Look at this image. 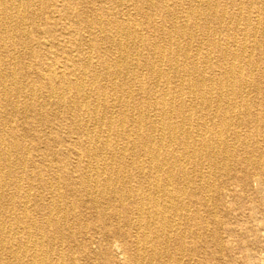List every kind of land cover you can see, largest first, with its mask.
<instances>
[{
  "label": "bare ground",
  "instance_id": "bare-ground-1",
  "mask_svg": "<svg viewBox=\"0 0 264 264\" xmlns=\"http://www.w3.org/2000/svg\"><path fill=\"white\" fill-rule=\"evenodd\" d=\"M53 1L0 0V109L9 113L3 118L8 122L20 113V101L27 112L42 107L37 98L43 92L56 107L67 108L70 118L56 119L55 125L68 139L49 134L47 149L56 167L47 171L66 191L59 198L76 201L66 211L54 203H37L47 219L31 220L30 197L8 192L10 186L20 187L22 177L0 165V264H77L72 252L66 256L52 247L57 243L76 251L77 244L85 249L78 236L91 226L108 235L103 242L109 254L115 247L132 264H197L203 234L211 231L201 213H209L214 199L216 206L226 204L216 182L225 180V185L234 176L240 185L255 183L264 201V154L255 159L261 150L256 138L264 140V101L243 100L247 90L264 86V68L253 58L254 51L264 53V40L249 46V38L264 36V0H228L231 8L221 5L224 0ZM130 1L141 22L123 10ZM56 12L67 22L69 43L75 48L84 44L80 31L92 32L98 65L71 58V45L57 50L72 69L57 67L53 55L52 60L45 58L44 43L60 46L57 24L41 28L35 21L53 18ZM239 26H244L241 40L234 37ZM31 35L37 47L29 45ZM43 36L52 42H44ZM27 59L32 62L25 63ZM139 69L146 74H136ZM257 70L256 80L248 79ZM130 73L132 78L127 77ZM101 75L110 86L100 82ZM135 93L141 94L139 102L131 100ZM118 101L120 112L114 116L112 105ZM46 114L35 120L52 125L53 110ZM93 120L105 128L106 136L91 130ZM240 124L251 127L250 132L240 135L234 130ZM0 135V163L10 164L12 152L39 150L40 139L30 147L16 128L0 129ZM6 138L10 143L2 149ZM121 138L125 143L119 146ZM76 153L80 158L74 162ZM24 159L18 161L23 167ZM240 169L245 172L240 174ZM43 178V186L51 184ZM82 206L94 211L88 224L77 214ZM220 225L217 221L214 228ZM215 244L224 249L219 236ZM104 259L117 264L112 255Z\"/></svg>",
  "mask_w": 264,
  "mask_h": 264
},
{
  "label": "rangeland",
  "instance_id": "rangeland-1",
  "mask_svg": "<svg viewBox=\"0 0 264 264\" xmlns=\"http://www.w3.org/2000/svg\"><path fill=\"white\" fill-rule=\"evenodd\" d=\"M59 0L53 1L54 4H59ZM103 1V0H98ZM245 1V0H243ZM247 1V0H246ZM102 3V2H101ZM61 5V3H60ZM224 7L231 8V5L228 0H224L221 3ZM221 6V7H222ZM123 10L126 13H130V15H134V18L137 19L139 22H141V18L137 15L134 7V2L130 1L125 6H122ZM252 19H257V14L252 13L251 14ZM72 20V19H71ZM70 20V21H71ZM39 21V22H38ZM36 24L40 25L41 28H44V26L49 22H54L57 24L58 29V39L60 41V46L58 47H50L46 46L47 43H44L45 47L42 49V53L44 54L45 58H48L50 60L54 59L53 56H55L54 60H57L58 63L57 67H66L67 69L70 68L73 65H70L67 63V56L63 55V53H59L57 48L62 49L66 48L69 45H71L70 39L71 34L66 30L65 25L67 22L63 21L61 18V14L58 12L54 13V17H38L36 19ZM142 24V23H140ZM59 25V26H58ZM143 25V24H142ZM27 33L30 32V25H27ZM63 28V29H62ZM243 28L244 26H239L238 29H236V35L234 36L238 40H241L243 36ZM97 32V33H96ZM95 32L96 36L100 35V32L97 30ZM82 41L84 42L83 47L78 49V47L75 48V46L71 47L73 48V52L71 54V58H83V59H89L92 63V65H98L100 62V54L99 50L94 48V45L90 44V41L93 39V34L89 30H82L80 31ZM200 33V32H198ZM144 35H148L147 31H144ZM224 37V35H218V38L221 40ZM92 38V39H91ZM257 40H253L252 38H249V46L252 47L255 45L256 42L263 41L264 36L258 35ZM42 40L52 42L49 38L46 36L42 37ZM29 45H32L34 47H37L36 42L33 40V36H29L28 39ZM102 48L106 49H114L112 45L109 43H102ZM196 47L193 48L195 50ZM17 51H22L20 46H17ZM251 50V48H250ZM75 51V52H74ZM114 51V50H113ZM55 53V54H50ZM53 55V56H52ZM75 55V56H74ZM90 57V58H89ZM253 58L259 59L261 61L260 68H264V53H259L258 51L253 52ZM21 59V58H20ZM34 60V59H33ZM47 60V59H45ZM32 62L31 60L27 59L25 60V63ZM71 66V67H70ZM136 74H141L142 76L146 74V71L144 70H137ZM259 75V70L255 71L252 75L253 78H248L250 80H256V78ZM126 76V75H125ZM131 73L127 75V77L132 78ZM253 80V81H254ZM100 82L104 84L105 86H110V82L108 81V78L104 75L100 76ZM138 88V84H136V88ZM137 91V90H136ZM111 92V91H109ZM43 95H40L37 100H39V104L43 105L42 107L39 106L35 109V111H25L23 110V104L20 101L19 105V111L20 113L14 114L12 118L7 122L4 121L3 118L7 112L5 109H0V129L1 130H9L11 128H16L18 132L19 139L25 140L26 143L31 147L34 142V139H40V142H38V148L37 151H31L27 155L16 154L15 152H12V155L10 156V164L6 163H0L2 165V168L6 172H11L13 176L22 177L21 178V184L20 187L10 186V189H8V192H20L22 196L28 195L30 197V200L28 202V208L31 211V220H35L40 222H45L47 219L46 215L44 216V213H41L37 209V203H48V204H56V206H59L62 210H67L68 207H70L71 202H75V198H71L66 201V199H60L59 196H64L63 194L66 192L64 189H62L60 180L54 176L52 177L53 173L50 171H47V167L51 166L56 167V163L53 162V158L50 155V150L47 149L46 140L52 139V137H49V134L52 132L60 138L61 141H66L68 139V135L64 133L63 130L56 128V119L62 118V119H68L70 118V113H68L66 107H56L54 101L50 100L46 96V92L42 93ZM91 96V94H90ZM118 98L122 99L121 94L117 95ZM141 94L135 93L133 98L131 99L132 102H139L141 99ZM247 97V98H246ZM15 99V97H14ZM91 102L93 100V97H90ZM254 101V100H260L264 101V86H262L261 89L257 90L255 88H251L247 90L244 93V99ZM46 104V105H45ZM47 106V107H46ZM112 112L114 116H118L120 112V102H116L112 105ZM40 109V110H39ZM53 110L54 116H52V125H48L47 123L40 122L35 120V118H38L40 120L44 119L46 117V111ZM215 111V107L211 109V114H213ZM253 112H259L257 108H253ZM9 114V113H8ZM6 114V115H8ZM82 114L86 117L87 120H89V117L85 112L83 111ZM88 117V118H87ZM153 118V117H152ZM150 119V118H149ZM151 121V119H150ZM238 121H236L237 123ZM91 130L96 131L98 134L100 132V135L102 137L107 135V132L105 128L101 127L95 120L91 121L90 123ZM242 125V126H241ZM4 127V128H3ZM6 127V128H5ZM101 127V129H100ZM235 131L240 133V135H246L250 132L251 127L247 126V124H240L238 127L234 128ZM233 130V131H234ZM95 133V132H94ZM26 136L25 139L23 137ZM0 137H2L0 135ZM73 137H76V135H73ZM231 144H234L233 136H230L228 138ZM261 144V150L259 151V154H256V157L260 154H264V140L261 137L256 138ZM1 141V140H0ZM5 145H3L2 149H5L7 146L6 144L10 143L9 139H4ZM3 142V143H4ZM125 140L123 138L120 139L119 146L124 145ZM240 144H236V147H238ZM66 148L65 146H63ZM70 145L68 144V148ZM34 149V148H33ZM54 150L59 149L54 145ZM241 154H244L243 151H240ZM137 153V152H136ZM40 154L48 155L46 159L39 158ZM108 156H111L110 152ZM128 157H131L128 155ZM26 160V165L23 167L20 165V161ZM80 156L77 155V153L74 155V162H77ZM85 158V157H83ZM255 159H258L255 158ZM19 161V162H18ZM10 165V166H9ZM9 166V167H8ZM58 167V165H57ZM114 167V166H113ZM25 168V169H24ZM58 169V168H57ZM205 171H207V166H204ZM57 171V170H56ZM240 174L244 173L239 170ZM42 177L45 179H48V181L51 183L50 185H46L47 187L42 185ZM51 177V180L49 179ZM43 178V179H44ZM233 176L231 179L227 181V183L224 185L225 180H223V183L220 181L216 182L218 185L219 190H221L222 197L225 198V205L219 204V206H216L215 199L212 201L211 210L208 214L201 213V217L206 219L207 224L209 226L208 233L203 234V240L200 246V250L196 252L195 259L197 264H264V201L259 195L257 194V185L255 183H250L248 186L239 184V182L234 179ZM199 184V183H198ZM51 186V188H50ZM28 189V190H27ZM223 191V192H222ZM59 194V195H58ZM60 200V201H59ZM22 200H19L17 202V207L20 208ZM60 204V205H59ZM215 206V207H214ZM17 208V209H18ZM215 211V213L213 212ZM19 213V211H17ZM77 214H80L83 219L85 217V223H90V219L93 218L94 211L91 210L87 206H82L79 210H77ZM215 214V215H213ZM213 216V217H212ZM3 218L2 216H0ZM7 221L11 220L14 221V218H9L8 216L5 217ZM71 218V216H70ZM217 221H221V225L214 228ZM18 227L22 228L23 223L17 224ZM108 237L107 234H105L100 226H91L88 229V232L85 235H79L78 239L82 243L86 245L84 247L87 249L89 247V252L92 253L94 256H89L85 249L80 250L78 245L75 249L76 251H71L67 246H60V244L53 245V249L56 251H63L65 255L69 256V254L77 257V264H107L105 261V255H112L115 259V262L117 264H132L130 262H127L126 258L117 250V248H113L112 252L109 254L107 243L103 242V237ZM219 236L223 243H224V249L220 250L218 245L215 244V237ZM18 240L22 241L23 237L22 235H18ZM106 241L109 239H105ZM104 240V241H105ZM61 249V250H60ZM76 252V253H74ZM114 254V255H113ZM100 256V257H98ZM184 261L187 262V258L184 259Z\"/></svg>",
  "mask_w": 264,
  "mask_h": 264
}]
</instances>
